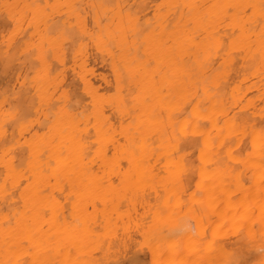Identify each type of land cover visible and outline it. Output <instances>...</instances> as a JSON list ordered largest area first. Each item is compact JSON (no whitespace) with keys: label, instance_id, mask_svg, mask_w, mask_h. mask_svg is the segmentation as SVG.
I'll use <instances>...</instances> for the list:
<instances>
[{"label":"snow or ice","instance_id":"6c2138e0","mask_svg":"<svg viewBox=\"0 0 264 264\" xmlns=\"http://www.w3.org/2000/svg\"><path fill=\"white\" fill-rule=\"evenodd\" d=\"M3 7L7 22L0 28V64L6 70L21 66L22 76L25 75L23 69L27 68L26 76L30 77V81L24 79L18 88L9 84L0 105L4 109V119L0 122V171L5 176L0 185V200L7 202L19 189L16 177L31 185L38 171H46L45 157H48V166H53L46 143L55 144L56 138L49 141L47 132L44 136L32 134L37 115L42 109L48 111L44 122L48 128L65 109L72 108L76 99L70 88L67 93L59 92L65 87L63 84L57 85L58 94L48 97L52 89L50 85L45 88V78H51L54 62L63 58L53 55L51 43L42 38L38 29L44 30L43 36L54 37L61 49L69 48L82 37L69 29L67 23L38 22L37 10L46 14L55 7L43 0ZM120 7L123 10L131 6ZM156 7L159 10L174 8L180 13L176 24L172 23L174 17L169 19L165 32L159 37V45L169 65L181 66L183 70L168 74V79L175 84L158 83L153 95L142 97V104L133 98L131 109L141 117L136 129L137 146L151 140L154 148L148 162L155 160L156 165L145 170L142 178L133 173L132 180L136 185L143 184L145 189L148 187L145 179L159 178L163 184L157 185V199L151 211L135 220L128 217L123 224L117 221L115 233L102 242L107 247L95 249L94 255L99 258L91 264H264V115L258 124L252 122L248 109L239 107L247 97L235 100V90L227 91L230 81L223 74L226 66L234 64L236 56L245 54L240 43L245 33L252 31L254 22L259 30L260 68L264 73V0H260L259 5L173 3ZM202 7L220 11L219 28L210 31L208 16L193 14L194 9ZM9 8L18 11L9 12ZM184 10H187L186 20ZM244 17L249 19L244 20ZM133 21L138 22L139 16L129 12L127 23ZM225 25L232 29L231 33L224 30ZM222 30L224 34L218 44L210 43L206 49L199 47L221 36ZM136 35L126 32L125 38L130 40ZM182 46H187L189 52L181 54ZM138 56L145 68L157 66L158 57L139 52ZM201 57L202 63L199 62ZM158 75L153 71L151 80L157 81ZM60 76L61 73H57L56 79ZM138 87L132 90L136 92ZM173 87L181 95L179 102H175ZM157 96L169 101L168 106L157 102ZM260 99L264 104V94ZM146 126L155 129L150 136L143 135ZM253 167L261 172L259 214L254 204L240 199L239 190L229 191L226 201L216 183L217 176L226 170L239 183ZM160 187L163 192L158 190ZM139 194L140 188L136 187L135 195ZM173 219L174 224L170 223ZM8 222L11 223V217ZM9 239L6 237V243ZM16 248L20 249V256L0 260V264H69L64 260L40 259V245L35 242V235L13 240L9 250ZM204 256L211 258L198 259Z\"/></svg>","mask_w":264,"mask_h":264},{"label":"bare ground","instance_id":"6f19581e","mask_svg":"<svg viewBox=\"0 0 264 264\" xmlns=\"http://www.w3.org/2000/svg\"><path fill=\"white\" fill-rule=\"evenodd\" d=\"M39 2L40 0H0V28L7 22L4 5ZM43 3L55 7L46 14L37 10L38 22L56 21L61 25L67 23L69 29H74L82 37L69 48L61 49L54 37L43 36L44 30L38 29L42 38L51 43L53 55L63 58L54 62L55 71L51 78H45V88L50 85L52 89L47 95L52 98L54 94H58L57 85L63 84L65 87L60 88L59 92L67 93L70 88L76 99L72 108L65 109L48 128H45L44 123L48 118L46 109L41 110L36 122L32 124L33 135L44 136L47 132L49 141L56 138L55 144L46 143L53 158V166H48V157H45L46 171H38L31 185L16 177L19 189L15 195L7 202L0 200V260L20 256L19 248L9 250V244L13 240L35 235V242L40 245V259L91 264L99 258L91 254L95 251L92 249L103 246L104 239L115 233L117 221L123 224L128 217L133 220L137 217L132 215L136 214V203H141L146 189L143 184L134 183L133 173L142 178L145 170H151L156 165L155 160L148 162V158L153 155L152 141L149 140L146 144L142 142L137 146L139 134L136 129L141 117L135 109H131L133 98L136 97L137 103L142 104V97L153 95L158 83L175 84V81L168 79V74L183 70L181 66L169 65L168 58L159 45V37L165 32L169 19L174 17L172 23L176 24L180 21V13L168 7L159 10L156 5H259L260 0H43ZM120 5L131 7L122 10ZM8 11L18 10L9 8ZM129 12L138 14L139 21L128 24ZM193 14H206L210 31L220 27L219 20L222 17L218 9L202 7L194 9ZM184 19H187V10H184ZM146 28L148 31L144 32ZM224 30L228 33L232 31L226 25ZM224 30L221 31V36L213 37L199 47L206 49L210 43L218 44ZM126 32L137 35L129 40L125 38ZM140 45L143 47H139ZM240 46L245 48V54L236 56L234 64L226 66L223 74L230 81L227 91L232 93L235 90V100L247 97L239 107L248 109L252 122L258 124L264 115V104L260 99L264 94V73L260 68L261 41L255 22L252 31L245 33ZM138 52L140 55L147 53L158 57L157 66L153 69L145 68ZM179 52L188 53L189 48L182 46ZM213 56L215 57L214 50ZM193 58L196 59L195 53ZM199 62H203L202 57ZM27 71L24 68L25 75L22 76L21 66H16L15 70H6L0 64V105L4 102V90L9 84L18 88L24 79L30 81V77L26 76ZM153 71L159 73L157 81L151 80ZM57 73H61L59 80L56 79ZM137 85L139 87L134 92L132 89ZM173 92L175 102H179L180 93L175 87ZM156 100L163 106H168L169 101H164L159 96ZM141 110H144L143 107ZM3 119L4 109L0 108V122ZM8 131L11 133V128ZM153 131L154 128L146 126L143 135L150 136ZM158 143L159 141L157 145ZM244 151L247 154L246 147ZM156 171L159 172L160 168L157 167ZM260 176V170L253 167L237 183V178L226 170L217 176L216 183L223 191L226 201L229 191L239 190L240 199H247L248 203L254 204L259 214ZM4 181V173L0 171V185ZM145 182L148 184L147 189L150 188L147 191H152L150 195L157 191L156 185L163 184L159 178L145 179ZM11 184L10 180V187ZM136 187L140 188L139 195L142 197L135 195ZM159 189L163 192V187ZM136 197L141 198L139 202ZM150 198H153V202H150ZM150 198L147 203L144 202L147 197L142 201L147 208L143 215L139 214L141 218L145 212L152 210L157 195ZM238 202L239 200L235 203ZM145 205L138 208L141 210ZM9 217L11 223L8 222ZM175 222V219L170 221L173 224ZM6 237L10 238L7 243ZM200 258L205 259V256Z\"/></svg>","mask_w":264,"mask_h":264},{"label":"rangeland","instance_id":"374dc122","mask_svg":"<svg viewBox=\"0 0 264 264\" xmlns=\"http://www.w3.org/2000/svg\"><path fill=\"white\" fill-rule=\"evenodd\" d=\"M154 184H155V183H154ZM156 184H157V183H156ZM154 187H155V186H153V189H154ZM151 188H152V187H151ZM156 188H157V185H156L155 189H156ZM148 189H149V190H148ZM148 189H146L145 191H147V190L150 191V188H148ZM159 190L162 191L161 189H159ZM148 191H147V193L149 194V196H147V198H148L147 201H146L145 197H143V198H142L143 200H140V201H141L140 204H139V203H136L135 208H136V207H137V208H136V212H135V213L137 214V212H138V211H139V212H138V215H136V214L132 215L134 218H135L136 216H139V214H140V216L143 215V213H144V209L146 210V208H147V207H146L147 205H145L144 203H142V201H144V199H145L144 202L147 203L148 200L151 199L150 202H153V198H150V197H153V196L157 195V191H156V190H155V192H154V193H156L155 195H153L154 193H153L152 195H150V194L152 193V191H151L150 193H149ZM153 191H154V190H153ZM143 192H144V191H143ZM144 194H145V193H144ZM144 194H142V195H144ZM139 196H141V195H139ZM144 196H145V195H144ZM141 197H142V196H141ZM136 198H138L137 201L139 202V198H140V197H136ZM149 198H150V199H149ZM140 199H141V198H140ZM141 205H142V206L145 205V207H144V208L142 207V209L140 210L138 207H139V206L141 207ZM142 210H143V212H142ZM113 234H114V233H113ZM113 234H111V235H113ZM110 237H111V236H110ZM110 237H109V238H110ZM103 246L106 247V245H103ZM93 250H95V249H92V251H93ZM94 252H95V251L91 252V254H92L93 256H94ZM208 257H209V256H208ZM208 257L205 256V259L208 258ZM198 259H200V257H199Z\"/></svg>","mask_w":264,"mask_h":264}]
</instances>
